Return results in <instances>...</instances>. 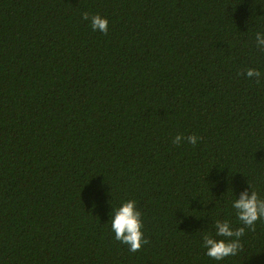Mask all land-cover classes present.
<instances>
[{
  "label": "trees",
  "instance_id": "1",
  "mask_svg": "<svg viewBox=\"0 0 264 264\" xmlns=\"http://www.w3.org/2000/svg\"><path fill=\"white\" fill-rule=\"evenodd\" d=\"M261 30L264 0H0V264H217L202 236L264 197ZM130 199L136 252L107 224ZM241 245L221 264H264V220Z\"/></svg>",
  "mask_w": 264,
  "mask_h": 264
},
{
  "label": "clouds",
  "instance_id": "2",
  "mask_svg": "<svg viewBox=\"0 0 264 264\" xmlns=\"http://www.w3.org/2000/svg\"><path fill=\"white\" fill-rule=\"evenodd\" d=\"M83 19L89 22L92 31L107 34L109 31V19L99 13L89 15L83 13ZM256 47L264 50V30L255 32ZM249 79H256L260 83L262 73L256 68H248L245 73ZM199 137L176 135L172 143L180 145L185 141L195 146ZM240 227H233L230 219H216L210 229L202 236V247L205 255L221 264L226 258L236 256L241 251V238L246 229H255L258 221L264 220V197L249 185L239 192L238 197L230 201ZM110 225L114 238L126 245L131 252L139 251L146 243L143 231V214L134 199L121 202L118 206L111 205ZM214 232V234H213Z\"/></svg>",
  "mask_w": 264,
  "mask_h": 264
}]
</instances>
